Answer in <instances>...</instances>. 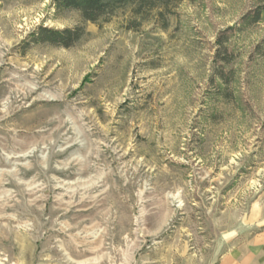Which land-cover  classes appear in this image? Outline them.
<instances>
[{"label":"rangeland","instance_id":"rangeland-1","mask_svg":"<svg viewBox=\"0 0 264 264\" xmlns=\"http://www.w3.org/2000/svg\"><path fill=\"white\" fill-rule=\"evenodd\" d=\"M260 6L180 0L163 27L0 0V264H264Z\"/></svg>","mask_w":264,"mask_h":264},{"label":"trees","instance_id":"trees-1","mask_svg":"<svg viewBox=\"0 0 264 264\" xmlns=\"http://www.w3.org/2000/svg\"><path fill=\"white\" fill-rule=\"evenodd\" d=\"M180 0H56V6L58 8H71L78 10L83 19L91 22H98L100 18H105L106 20L114 15L119 9L130 7L133 14L145 18L149 13L155 12L157 17H160L164 21L163 27L167 26L166 14L173 13L172 8ZM264 6H260L255 11L248 13L243 16L242 24L244 23H254L259 21L261 17V11ZM229 30L223 32L222 36H219L217 41L220 47L226 48V42L228 37L224 36ZM237 27L234 28V31ZM86 30L83 26L76 27H66L62 29L48 28L40 26L38 29L34 30L30 36L33 42H48L54 45L70 47L75 42L83 37ZM219 57V52L216 54V60ZM223 60L226 58H222ZM227 62V59L224 60ZM222 75V72L220 74Z\"/></svg>","mask_w":264,"mask_h":264}]
</instances>
